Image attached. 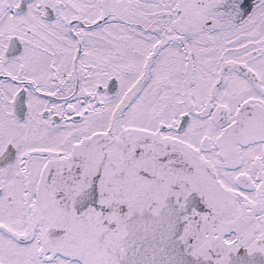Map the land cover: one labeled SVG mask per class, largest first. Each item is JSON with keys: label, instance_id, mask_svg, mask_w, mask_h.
Masks as SVG:
<instances>
[{"label": "snow or ice", "instance_id": "obj_1", "mask_svg": "<svg viewBox=\"0 0 264 264\" xmlns=\"http://www.w3.org/2000/svg\"><path fill=\"white\" fill-rule=\"evenodd\" d=\"M0 264H264V0H0Z\"/></svg>", "mask_w": 264, "mask_h": 264}]
</instances>
